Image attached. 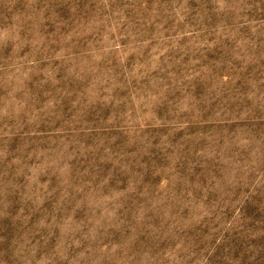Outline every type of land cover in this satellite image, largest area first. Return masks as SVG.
I'll return each mask as SVG.
<instances>
[{"label":"rangeland","instance_id":"374dc122","mask_svg":"<svg viewBox=\"0 0 264 264\" xmlns=\"http://www.w3.org/2000/svg\"><path fill=\"white\" fill-rule=\"evenodd\" d=\"M0 264H264V0H0Z\"/></svg>","mask_w":264,"mask_h":264}]
</instances>
